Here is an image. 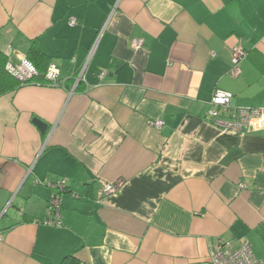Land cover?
Masks as SVG:
<instances>
[{
  "label": "crops",
  "instance_id": "crops-1",
  "mask_svg": "<svg viewBox=\"0 0 264 264\" xmlns=\"http://www.w3.org/2000/svg\"><path fill=\"white\" fill-rule=\"evenodd\" d=\"M0 52L59 70L0 97V264H194L243 241L264 261V131L207 119L215 91L264 107V0H0Z\"/></svg>",
  "mask_w": 264,
  "mask_h": 264
},
{
  "label": "built area",
  "instance_id": "built-area-1",
  "mask_svg": "<svg viewBox=\"0 0 264 264\" xmlns=\"http://www.w3.org/2000/svg\"><path fill=\"white\" fill-rule=\"evenodd\" d=\"M70 25L76 24L75 19L70 20ZM98 39L96 40V42ZM96 44V43H95ZM89 50V57L92 56L96 45ZM142 41L134 40L132 46L134 49L142 47ZM245 52L235 47L232 50L230 74L234 77L238 76L240 62L244 59ZM85 66L79 71L77 81L82 77ZM5 71L22 84L29 83L34 77L38 76L36 68L27 60H22L18 64H13L8 60L5 64ZM59 70L50 65L44 75V79L51 86L58 84ZM232 95L230 93L215 91L209 101V109L207 111V119L210 124L219 131H232L243 133L245 131H264V107H232ZM153 127L161 128L162 122L155 121ZM35 184H40L34 181ZM54 190L50 196L46 206V223L55 227L62 226L61 217V196L66 188L65 180L57 181L52 185ZM244 188V185H240ZM119 190V185L115 183H102L101 195L104 197L115 196ZM194 264H264V261L257 260L248 241H243L237 249L232 250L229 243H219L213 247L205 261Z\"/></svg>",
  "mask_w": 264,
  "mask_h": 264
},
{
  "label": "trees",
  "instance_id": "trees-1",
  "mask_svg": "<svg viewBox=\"0 0 264 264\" xmlns=\"http://www.w3.org/2000/svg\"><path fill=\"white\" fill-rule=\"evenodd\" d=\"M29 53L30 55L38 54L40 57L42 56L34 49H31ZM6 62V57L0 52V97L30 84L49 85V83L44 79L45 72L41 74L34 65L33 66L38 72V76L34 77L31 81H29V83L22 84L5 71Z\"/></svg>",
  "mask_w": 264,
  "mask_h": 264
},
{
  "label": "water",
  "instance_id": "water-1",
  "mask_svg": "<svg viewBox=\"0 0 264 264\" xmlns=\"http://www.w3.org/2000/svg\"><path fill=\"white\" fill-rule=\"evenodd\" d=\"M33 123L40 130L42 134L45 133L46 128H47L46 124H44L42 121L38 119H33Z\"/></svg>",
  "mask_w": 264,
  "mask_h": 264
}]
</instances>
